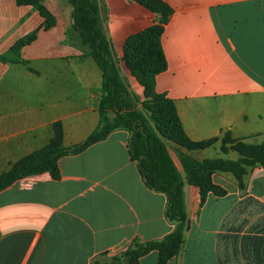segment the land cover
<instances>
[{
	"label": "crops",
	"instance_id": "0c3cea01",
	"mask_svg": "<svg viewBox=\"0 0 264 264\" xmlns=\"http://www.w3.org/2000/svg\"><path fill=\"white\" fill-rule=\"evenodd\" d=\"M119 74L139 104L144 86L126 66L127 40L158 22L136 0H97ZM170 9L160 45L166 67L154 91L173 100L186 136L199 141L229 130L264 141V0H162ZM72 7L63 0H0V173L47 144L59 123L62 147L99 124L101 70L71 44ZM25 42L16 50V40ZM27 37V38H26ZM114 129L44 171L0 190V264H122L135 241L169 233L166 195L148 188ZM244 187L209 192L183 185L188 229L166 264H264V166ZM138 264H158L151 250Z\"/></svg>",
	"mask_w": 264,
	"mask_h": 264
},
{
	"label": "trees",
	"instance_id": "16d2710c",
	"mask_svg": "<svg viewBox=\"0 0 264 264\" xmlns=\"http://www.w3.org/2000/svg\"><path fill=\"white\" fill-rule=\"evenodd\" d=\"M16 1L25 3L36 0ZM63 1L72 7V24L66 33L68 41L84 55L90 56L101 70V95L97 102L99 124L82 142L71 147H62L60 125L54 123L55 136L49 144L19 158L9 170L0 173V190L15 179L44 171L57 178L59 157L80 152L88 145L105 138L114 129H125L128 131L127 148L130 158L136 161L143 183L148 188L166 195L165 216L174 227L159 239L143 243L134 241L122 254V264H138V259L151 250L158 252V264H166L169 258L180 251L184 232L189 227L183 201L184 182L198 187L200 204H203L209 192L216 196L227 192L220 190L211 181L210 175L213 170L230 172L236 179L238 188L242 189L245 165L264 166V141L247 143L243 141L245 137H233L229 130L199 141H193L186 136L173 100L163 93L155 92L153 88L154 75L166 67L160 45V34L162 23L167 20L171 9L162 0H136L156 12L158 22L143 34L134 37L135 39L126 41L124 60L126 66L144 86V99L141 102L152 111L155 128L190 148H203L218 141L222 152L234 148L239 153L237 159L214 157L197 160L183 157L181 163L184 178L180 177L177 169L171 164L165 181L155 180L156 149L160 141L151 129L147 117L136 108L137 100L130 95L119 74L117 63L102 29L98 1ZM25 41V37L16 40L10 51H16Z\"/></svg>",
	"mask_w": 264,
	"mask_h": 264
},
{
	"label": "rangeland",
	"instance_id": "374dc122",
	"mask_svg": "<svg viewBox=\"0 0 264 264\" xmlns=\"http://www.w3.org/2000/svg\"><path fill=\"white\" fill-rule=\"evenodd\" d=\"M142 100L139 101V104L136 105V108L147 117L148 123L151 129L156 133L160 141V145L157 146V149H156L157 162L155 165V168H156L155 176H154L155 180L164 182L167 176L168 167L171 164L177 169L180 177L184 178V173H183L182 163H181V159L183 157H189V158H193L197 160H201L204 158H214V157H221V158H227V159H237L238 158L239 153L234 148H228L227 152L225 153L222 152L220 150V144L218 141L210 144L209 146L203 147V148H190L186 145L180 144L179 142L175 141L173 137L170 136L169 134H163L159 132L155 128V120L152 117V111L147 109L142 104L141 102ZM243 141L247 143H258V142H255V140L251 138H248V139L245 138ZM256 166L257 165H245L244 175L251 172L253 168H255ZM244 175L242 176V180H243ZM210 177H211V181L215 185H217L220 190L223 189V190L228 191L229 189L238 187L236 179L228 171L213 170ZM185 183L186 182H184V184ZM192 186H195V185H192ZM195 187L198 189L197 186ZM98 259L100 260H98L96 264H102L104 262L102 258H98Z\"/></svg>",
	"mask_w": 264,
	"mask_h": 264
}]
</instances>
